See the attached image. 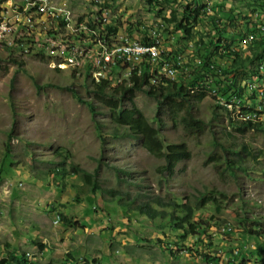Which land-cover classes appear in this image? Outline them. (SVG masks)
I'll return each instance as SVG.
<instances>
[{
	"label": "rangeland",
	"instance_id": "1",
	"mask_svg": "<svg viewBox=\"0 0 264 264\" xmlns=\"http://www.w3.org/2000/svg\"><path fill=\"white\" fill-rule=\"evenodd\" d=\"M56 1L79 11L94 7L91 0ZM102 1L109 5L107 25L116 27L119 35L127 40L157 42L160 51L172 52V62L178 56L174 51L180 50V65L191 64L194 53L202 52L201 42L207 39L201 34L212 28L202 22L193 37H182L162 18L167 10L158 12L152 0ZM207 4L208 8L234 9L231 18L240 15L242 8L232 0H208ZM165 6L170 7L168 3ZM171 6L177 8L178 4ZM261 18L251 13L249 20L258 25ZM246 27L237 21L224 28L223 38L231 49L243 50L253 38L260 37L257 30L248 32ZM61 51L65 53L0 47V169L4 170L0 172V257L18 250L29 255L27 264H264L261 167L252 162L249 171L227 172L223 164L218 166L210 158L213 154L217 159L220 152L214 138L228 139V133L237 142L245 141L264 152V130L253 126L254 122H264V81L260 85L252 81L246 87L251 91L240 98L243 103L229 104V112L221 108L212 122L217 98L208 95L196 103L192 112L206 124L197 137L182 130L181 112L175 118L169 108L158 113L156 101L136 91L134 104L158 128L164 144H188L190 158L179 161L169 174L162 168V158L149 153L141 139L126 136L125 127L112 120L105 102L92 98L86 67L73 65L79 54ZM32 55L50 57L66 64L58 67L67 68L55 69L53 60ZM184 69L190 70V65ZM243 124L251 126L244 134L232 128ZM7 158L11 163L5 169ZM61 160L64 163L58 165ZM72 164L96 171L98 190L94 196L71 172ZM261 165L264 171V157ZM56 167L62 176L55 175ZM110 189L128 192L130 199L135 198L133 205L145 192L178 202L188 196L195 200L213 190L230 198L220 213L212 204L197 210L194 219L212 216L209 225L186 234L184 229L175 228L170 218L150 219L133 210V205L125 207L108 192ZM244 216L247 221L242 220ZM245 229L257 230L258 238Z\"/></svg>",
	"mask_w": 264,
	"mask_h": 264
},
{
	"label": "trees",
	"instance_id": "2",
	"mask_svg": "<svg viewBox=\"0 0 264 264\" xmlns=\"http://www.w3.org/2000/svg\"><path fill=\"white\" fill-rule=\"evenodd\" d=\"M152 1L159 7L158 12L167 10V15H163L162 18L167 24L174 26L175 32L182 33V37H193L194 29L202 22L212 26L210 32H206L205 30L201 34L202 37L207 39L206 42H203V40L201 42L202 52L197 50L193 55L191 64L184 65H177L176 57L172 55L175 57L173 61L177 72L172 76H168V79L162 78L161 82L160 80L152 81V79L159 78V76L162 77V74L156 69V66H153L155 69L152 71V66H147L145 70L148 72V75L146 71L141 74L142 76H136L134 74L132 78L133 84L109 87L104 80L100 82L91 80V93L92 98L105 102V105L109 107L112 120L117 125L125 127V135L130 138L141 139L142 145L149 153L164 160L162 168L171 174L179 161L190 158L191 152L188 144L186 141L164 144L159 136L158 128L134 104L133 99L136 91H142L147 96L153 98L156 101L158 113L163 108H169L174 111L175 118L181 112L179 115V123L187 135L195 137L201 135L206 124L203 119L196 117L192 112V108L195 107L196 103L201 102L206 96L214 94L230 101L233 98H242L245 91H251L246 87L252 81L259 85L264 81V0H232V2L241 3L242 6L239 9L240 15L234 14L232 18L231 15L234 13V9L228 8L225 10V8L221 9L220 7L215 9L212 6L208 8V0ZM166 3L170 7L165 6ZM172 3H177L178 7L172 8ZM104 7H109V5L104 4ZM251 13L261 15L262 18L259 20L258 25L249 20ZM237 21L241 25L246 24V30L248 32L254 28L260 34V37L253 38L250 44L244 45L245 47L243 46V50L240 51L231 49L223 38L224 28L229 23L235 24ZM249 23L254 24V26H248ZM107 29L113 33L117 31L116 27L109 25H107ZM142 41L146 42L149 39L146 38ZM179 51L176 50L174 52L178 55L177 58L179 57L178 61L180 62L182 55ZM171 54V51H168V53L163 52L156 59L168 64L172 62L168 59ZM119 65L117 64L116 66L119 67ZM188 65H190V70L187 71L184 68ZM89 68L91 69V67ZM86 77H89L88 73H86ZM251 78H257V80L255 81ZM242 82L245 85H242ZM196 87H198V90H195ZM81 101H83L82 98ZM127 102L131 104L130 107H125ZM217 103H214L210 122L216 119L217 111H220L221 108L226 109ZM229 122L232 124L231 120ZM253 126L255 127L254 129L264 130V122H254ZM232 128L244 134L251 126L243 124L240 127L233 126ZM228 135L229 138L224 140L214 138L213 143L219 146L220 152L217 159L214 158L213 154H211L210 158L218 166L223 164L225 166L224 170L227 172H233L235 169L249 171V164L256 162L261 167L260 171L264 173L262 170L263 165H261V160L264 157L262 149L253 147L245 141L237 142L231 133H228ZM99 137L102 140V144H104V136L100 134ZM10 163V158L5 159L4 168L7 169ZM63 163L64 160H61L58 162V165H62ZM70 169L72 173L80 177L83 184L89 187L90 193L94 196L96 190H98L96 171L92 173L88 172L76 164H72ZM1 171L4 170L0 169ZM54 173L59 176L63 175L58 167L54 168ZM108 192L113 197H117L118 202L127 208L133 205L135 201V198H129L128 192L123 193L121 190L112 189L108 190ZM229 198L223 192L213 190V192L210 191L199 195L195 200H192L188 196L178 202L173 197L168 198L156 194L151 195L145 192L139 197V203L133 205L132 209L150 219L170 218L174 223L173 226L178 229H184L186 234L190 232L197 233V228L209 225L208 222L212 216L209 218H203L201 216L195 220V212L204 208L207 204H212L215 212L220 213L224 207L223 203ZM243 219L247 221L245 216ZM256 231L252 232L251 229L244 230V232H247L257 239L258 235L256 234L258 231ZM38 245L40 247L42 246L41 243H38ZM6 246L9 245L6 244ZM30 260L29 255L25 252L12 250L8 251V253L6 252V256L0 257V264H27V262L30 263ZM239 260L241 262L243 259Z\"/></svg>",
	"mask_w": 264,
	"mask_h": 264
},
{
	"label": "built area",
	"instance_id": "3",
	"mask_svg": "<svg viewBox=\"0 0 264 264\" xmlns=\"http://www.w3.org/2000/svg\"><path fill=\"white\" fill-rule=\"evenodd\" d=\"M91 10L79 11L56 0H0V47L9 50H90L79 54L73 65H101L109 73L117 64L125 70L143 72L147 66H162L151 50H160L157 42L127 40L107 29L109 10L104 1L91 0ZM99 50H110L101 61H94ZM136 55H145L146 63L134 65ZM177 63L179 57L177 58ZM173 75V67L162 68V81ZM221 97V96H217ZM223 107V106H222Z\"/></svg>",
	"mask_w": 264,
	"mask_h": 264
},
{
	"label": "bare ground",
	"instance_id": "4",
	"mask_svg": "<svg viewBox=\"0 0 264 264\" xmlns=\"http://www.w3.org/2000/svg\"><path fill=\"white\" fill-rule=\"evenodd\" d=\"M58 52H64V51L58 50ZM151 52H152V54L154 55L155 58L159 57L160 54H162V51H160V50H151ZM80 53H82V50H70V51H68V55H72V56H77ZM85 53H87V51L85 52V50H83L82 54H85ZM106 53H110V50H99V54H95V56H94L95 57L94 61H101V56H106ZM20 55H22V54H20ZM22 56H24V55H22ZM32 56L33 57H37V55H32ZM42 57H46V58H48L50 60H53L56 63L55 68H58V69H66L67 68V67H65V68L58 67V65H66V64L65 63H58L57 61H55L54 59H52L50 57L41 55L40 57H37V58H42ZM157 61L159 62L160 60L157 59ZM144 62H146V56L145 55H136L134 57V65H142V64H144ZM176 64L178 65L180 63H177V60H176ZM167 65L169 67H170V65L173 67V72L174 73L177 72V68H176L174 62H171V63H168V64L163 62L162 66H156V69L159 72L161 71V74H162V68H169V67H167ZM123 66H125V65L124 64L119 65L120 70H119V67H117V66L114 67V70H113V78L114 79H109L107 77L108 73H107V75H105V73H101V65H94V67H92L91 69L89 67H86V68H89V70L92 73V77L94 78L95 81L107 80L109 82L110 86H115V85L121 84V83H123L125 81H129L130 82L132 80L134 74L137 76V75H141L143 73V72H138L137 70H125V67L121 68ZM71 69H73V68H71ZM153 69H155V68L152 66L151 71ZM74 70H78V69H74ZM123 70L126 72V74H123ZM119 76H123V77L119 78V81H117ZM169 76H172V75H169ZM159 78H161V76H159ZM152 81L154 82L155 79H152ZM195 90H198V87H196ZM215 96L217 98L216 101L219 104H221V106H223L226 109H227L229 104L235 105L236 101H238L239 103H243V100H241L240 98H233L230 101V100L223 99L222 97H217V95H215ZM241 110H242V106H241ZM226 111L229 112L228 109Z\"/></svg>",
	"mask_w": 264,
	"mask_h": 264
},
{
	"label": "clouds",
	"instance_id": "5",
	"mask_svg": "<svg viewBox=\"0 0 264 264\" xmlns=\"http://www.w3.org/2000/svg\"><path fill=\"white\" fill-rule=\"evenodd\" d=\"M103 6H104V4H103ZM149 43H151V42H154V41H148ZM163 53V52H162ZM168 59H170V58H168ZM55 69H58V68H55ZM59 70H63V69H59ZM144 71H146L145 69L143 70V73H144ZM85 73H88V75H89V77H90V79L91 80H93L94 82H100V81H95L94 80V78L92 77V73H91V71L89 70V68H86V71H85ZM146 74L148 75V72L146 71ZM142 76V75H141ZM140 76V77H141ZM148 80V79H147ZM102 81V80H101ZM104 81H106L107 82V84H108V86L109 87H115V86H118V85H122V84H133V81L131 80L130 82L129 81H125V82H123V83H121V84H118V85H115V86H110L109 85V82L107 81V80H104ZM149 82V81H148ZM161 82V81H160ZM213 94V93H212ZM213 96H215V94L213 95ZM216 97V96H215ZM57 221V220H56ZM237 252V251H236Z\"/></svg>",
	"mask_w": 264,
	"mask_h": 264
}]
</instances>
